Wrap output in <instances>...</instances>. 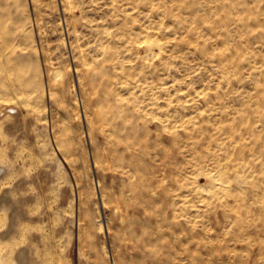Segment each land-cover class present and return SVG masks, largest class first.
Here are the masks:
<instances>
[{"label": "rangeland", "instance_id": "obj_1", "mask_svg": "<svg viewBox=\"0 0 264 264\" xmlns=\"http://www.w3.org/2000/svg\"><path fill=\"white\" fill-rule=\"evenodd\" d=\"M0 264H264V0H0Z\"/></svg>", "mask_w": 264, "mask_h": 264}]
</instances>
